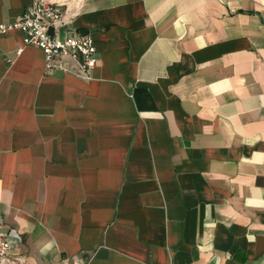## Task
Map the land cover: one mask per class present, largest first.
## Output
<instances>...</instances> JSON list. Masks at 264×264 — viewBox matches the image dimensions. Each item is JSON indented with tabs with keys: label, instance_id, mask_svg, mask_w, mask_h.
Here are the masks:
<instances>
[{
	"label": "crops",
	"instance_id": "0c3cea01",
	"mask_svg": "<svg viewBox=\"0 0 264 264\" xmlns=\"http://www.w3.org/2000/svg\"><path fill=\"white\" fill-rule=\"evenodd\" d=\"M51 1L96 64L0 33V264H264V0Z\"/></svg>",
	"mask_w": 264,
	"mask_h": 264
},
{
	"label": "built area",
	"instance_id": "2783aa9c",
	"mask_svg": "<svg viewBox=\"0 0 264 264\" xmlns=\"http://www.w3.org/2000/svg\"><path fill=\"white\" fill-rule=\"evenodd\" d=\"M61 6L60 2L51 0H33L12 23L0 24V33L19 29L23 32L22 44L38 47L48 69L56 67L67 70L65 63L70 61L77 64L80 76L90 78L96 64V45L88 30L63 39L56 36L55 29L63 21ZM8 234L0 233V261L10 254L12 239ZM12 237L17 240L21 238L16 233Z\"/></svg>",
	"mask_w": 264,
	"mask_h": 264
}]
</instances>
